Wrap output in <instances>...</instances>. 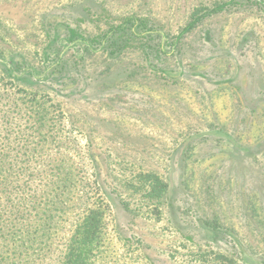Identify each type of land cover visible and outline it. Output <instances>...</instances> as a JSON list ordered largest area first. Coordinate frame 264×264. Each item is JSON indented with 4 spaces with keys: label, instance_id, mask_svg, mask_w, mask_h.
I'll return each instance as SVG.
<instances>
[{
    "label": "rangeland",
    "instance_id": "374dc122",
    "mask_svg": "<svg viewBox=\"0 0 264 264\" xmlns=\"http://www.w3.org/2000/svg\"><path fill=\"white\" fill-rule=\"evenodd\" d=\"M10 164L5 264H264V0H0Z\"/></svg>",
    "mask_w": 264,
    "mask_h": 264
},
{
    "label": "trees",
    "instance_id": "16d2710c",
    "mask_svg": "<svg viewBox=\"0 0 264 264\" xmlns=\"http://www.w3.org/2000/svg\"><path fill=\"white\" fill-rule=\"evenodd\" d=\"M16 166L3 167L0 165V243H10L13 245L16 243L13 235V227H15L18 221V214H15L13 208L15 206V201L13 200L14 194H17L18 178L16 177ZM146 181L149 182V187L155 195L160 196L166 189L165 184H163L157 177L148 175ZM22 224V223H21ZM7 246V244H4ZM5 253L2 251L0 245V262L5 264L4 258Z\"/></svg>",
    "mask_w": 264,
    "mask_h": 264
}]
</instances>
